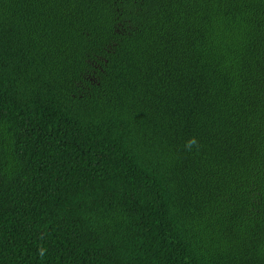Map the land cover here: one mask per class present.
I'll return each mask as SVG.
<instances>
[{
	"label": "trees",
	"instance_id": "16d2710c",
	"mask_svg": "<svg viewBox=\"0 0 264 264\" xmlns=\"http://www.w3.org/2000/svg\"><path fill=\"white\" fill-rule=\"evenodd\" d=\"M0 264H264V0H0Z\"/></svg>",
	"mask_w": 264,
	"mask_h": 264
}]
</instances>
